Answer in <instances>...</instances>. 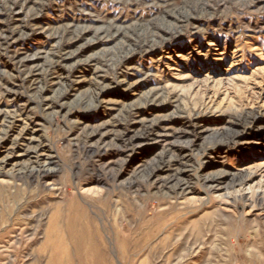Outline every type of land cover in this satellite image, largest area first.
Listing matches in <instances>:
<instances>
[{"label": "rangeland", "instance_id": "obj_1", "mask_svg": "<svg viewBox=\"0 0 264 264\" xmlns=\"http://www.w3.org/2000/svg\"><path fill=\"white\" fill-rule=\"evenodd\" d=\"M7 4L0 0V31L17 20L27 22L29 34L10 49L19 55L25 48L48 51L54 45V38H37L36 20L60 26L121 15L129 41L139 45L146 39L151 46L157 35L159 43L148 52L133 46L134 59L120 65L119 58L125 63L127 55L118 38L104 54L102 47L92 52L99 51L95 67L89 69L92 64L81 58V70L72 68L59 85L50 87L51 77L41 70L37 89L17 62L0 57L2 88L18 92L17 101L30 111V126L37 124L44 137L27 141L21 134L13 144L8 138L18 118L4 127L0 123V159L16 157L12 148L31 149L15 168L8 162L0 168L10 174L0 173V264H264V0H32V9H25L31 10L28 17L23 13L21 19L8 12ZM32 60L41 62L42 55ZM126 67L130 80L118 84L116 75ZM142 69L151 72L139 79ZM83 73L87 79L77 80ZM103 80L114 103L96 104L85 94ZM132 81L137 84L128 87ZM173 81L170 98L163 95L160 107L145 106L142 92L148 86ZM39 88H45L42 96ZM47 95L53 107L46 108ZM150 109L160 111L151 114ZM153 119L158 121L154 127L167 128L164 135H148L156 134L149 131ZM205 126L208 130L200 131ZM127 135L141 145H129ZM45 138L60 163L47 162ZM201 164V174L212 175L208 186L220 182L218 189L194 178ZM162 165L158 179L150 177ZM177 178L196 192L175 195Z\"/></svg>", "mask_w": 264, "mask_h": 264}, {"label": "bare ground", "instance_id": "obj_2", "mask_svg": "<svg viewBox=\"0 0 264 264\" xmlns=\"http://www.w3.org/2000/svg\"><path fill=\"white\" fill-rule=\"evenodd\" d=\"M8 2V4H10L7 8H8V12L13 14V16L15 15L17 19H19L23 13H25L26 15V18L28 17V12L31 11V10H28V12H25V9L32 6V0H6ZM122 1V0H120ZM140 1V0H138ZM5 2V1H4ZM130 2V1H129ZM122 3V2H120ZM143 3V2H142ZM144 3L146 5H154V1L153 2H147V1H144ZM7 4V5H8ZM203 6V5H202ZM6 8V9H7ZM1 10V9H0ZM84 12H88L90 14V16H92L93 12H90L86 9H83ZM85 14V13H84ZM158 17V16H157ZM163 17V16H162ZM179 17V16H178ZM21 19V18H20ZM24 19V18H22ZM29 19V18H28ZM27 19V20H28ZM121 19H123V17L121 15H108V16H97V18H95L94 20H92L91 22L87 23L86 24V21H81L83 22V24H80L79 21H73V22H70L68 23V25H60V26H53V25H50V24H47V25H41V23L39 21L36 20V23L34 25H36L38 28V34H37V38L38 39H45V41L47 42L46 39L48 38H54L55 39V42H54V45H51V49L47 51V49L45 47H35V48H25V50H23V53L19 55L18 51L16 49L14 50H10V49H13L12 46H14V43L21 37L25 36L26 34H29L27 33L28 30H27V27H26V24L27 22H25L26 20L24 19V24H23V21H19L17 20V22H15V24L13 25V27L7 29V30H2L0 31V57L3 56V54L7 55L8 59L12 60L13 62H17L18 66L19 67H22L25 74H26V78H29L31 80V85L30 87L34 89H37V87H34L36 86V84L38 83L37 82V78L42 71L46 72L50 77V87H53L55 85H59V80H68V78L70 77V73L72 71V68H77L78 71L81 70V67L79 66V63H78V60H82L81 58L85 59V61L88 63V64H92V65H89L88 68L90 69V66H96L99 62H98V56L96 53H98L99 51H96L95 54H93L92 52L97 50L99 47H102L104 50H101L100 52L101 53H105V49L106 47L108 46V44H110L111 41H114V40H117L118 38L119 39H122V41L120 42L121 44V50H123V52L127 55L126 57V61L125 63H123V59L124 57H120L119 60L120 61V65L122 64H125V65H128V62L131 61L132 59H134V56H133V53L131 51L132 47L134 46L135 47V50H137V48L140 47V49L142 48L143 51H149V49H151L152 47H154L156 41L158 42V39L156 40V36L155 39L151 40L152 43H151V46H148V41L145 39L143 43L141 44H134V42H131L129 41V39L127 38V33H129V29L125 28L122 24V21ZM127 23V22H126ZM141 25V24H140ZM132 26V25H131ZM137 26V25H136ZM147 26V25H146ZM139 28V27H138ZM3 29V28H2ZM158 30V29H157ZM171 30V29H170ZM174 31V30H173ZM175 32V31H174ZM143 33V32H142ZM161 34V33H160ZM168 34V33H167ZM153 36V35H152ZM166 35H161V38L164 37ZM146 37V36H145ZM151 37V36H150ZM25 39V38H24ZM166 39V37L164 38ZM26 40V39H25ZM120 41V40H118ZM82 42H85L84 44ZM216 42L217 40H212L210 42V45H213V46H216ZM82 43V44H81ZM159 43V42H158ZM148 44V45H147ZM197 46L199 45H194L193 49H196ZM2 47H5L4 50H2ZM133 47V48H134ZM127 48H129L127 50ZM54 49H59L61 50L62 52L58 51L59 55L56 56L57 54L53 51ZM112 50V49H111ZM3 51V53L1 52ZM54 53H53V52ZM139 51V50H138ZM32 53V54H31ZM53 53V54H52ZM100 53V54H101ZM150 53V52H149ZM237 53V52H236ZM31 54V55H29ZM52 54V56L50 57V55ZM170 54V53H168ZM42 55V61L39 62V61H33L32 58H36V56H41ZM203 56H207V53L205 52L204 54H202ZM178 57H181L183 59H187L186 61H190L191 58H188V54H182V53H179L178 55H176ZM51 59V60H48V59ZM166 58H169L171 59L172 57H170L169 55H166ZM234 58V57H233ZM206 59V58H205ZM70 61H73L75 62L72 66L70 67L69 66V62ZM8 61H6V64H7ZM82 62V61H81ZM178 62V61H177ZM5 64V65H6ZM86 64V63H85ZM165 64H170V68L172 67L171 63H165ZM8 65V64H7ZM81 65V64H80ZM160 65V64H159ZM2 66V65H1ZM188 66V65H187ZM13 67V66H12ZM99 67V66H97ZM193 68V67H192ZM18 69V67H17ZM67 69H69V71H66ZM126 69H128L127 67L126 68H120L119 69V72L117 73L116 75V78L118 79L119 83L118 84H123V83H127V81H129L130 79L125 76V72ZM173 69V68H172ZM170 69V70H172ZM199 69V68H198ZM19 70V69H18ZM117 70V69H116ZM143 70V74L139 77V79L143 76H148L150 74V70H145V69H142ZM177 70V69H176ZM229 70V69H228ZM164 71V70H163ZM8 72V71H6ZM23 72V73H24ZM97 72V68H95V71L93 72V74H95ZM117 72V71H116ZM22 73V72H21ZM45 73V74H46ZM80 73V72H77V74ZM185 73V72H184ZM184 73L183 72H179L177 74V76L182 77L184 76ZM46 74V75H47ZM92 74V75H93ZM21 75V74H20ZM172 75V74H171ZM23 76V75H22ZM75 76V75H74ZM97 76V75H96ZM176 76V77H177ZM209 75L207 74L205 76V79L208 80ZM42 77V76H41ZM185 78V77H184ZM228 78V77H227ZM79 79H82V80H86V76L85 74L83 73V76H80L77 78V80ZM90 79V78H89ZM96 79V78H95ZM94 79V80H95ZM148 79V78H147ZM142 80V79H141ZM97 81V80H96ZM25 82V81H24ZM69 82V81H68ZM87 82V81H86ZM100 82V81H99ZM103 85H98V88H95L94 91H90V92H87L85 93L86 95L89 93L90 96L92 98L95 99L96 101V104H103V103H106V104H109V103H114V100L112 98H110L111 95H109L108 93V90H107V86L109 85V83L106 81V80H103L101 81ZM106 82L108 83V85L106 84ZM65 83V82H64ZM70 83V82H69ZM80 83V82H79ZM91 83V82H90ZM41 84V82H40ZM62 85V83H60ZM111 84V83H110ZM137 84L135 81H132V83H129L128 82V87H132L133 85ZM169 84L170 86L174 87L176 84L172 82H168L166 83L165 85H157L156 87H149L148 86V90H146L145 92H142V95L143 97L145 98V106L148 105V102L150 103H153V104H157L159 106V103H161L162 101H160L161 97H164L163 95H166L165 98H170V93L169 92ZM42 85V84H41ZM45 85V84H44ZM96 85V84H95ZM112 86V85H111ZM3 85L2 83H0V99L4 98L5 96L8 98V101H7V105H3V101H0L1 105L0 107H3V108H0V123L3 124V127L5 126V123L8 122L9 119H15V118H18V121H17V126H15L12 131H10V137L13 139H10V137L8 138V140H11L13 142V140L17 139L18 136H20L21 134H25L28 136L27 138V141H36L39 139V137H41V139L44 137L40 136L39 135V131L37 130L36 128V125L37 124H33L34 126L31 127L30 124L33 123L32 121V118L30 117V111L29 109L27 108V105L26 104H22V103H19L20 101H17V93H13V95H11L12 93L10 92V89H3L2 88ZM21 87V86H20ZM41 87V86H39ZM64 87V85H63ZM84 87V85H83ZM114 87V86H113ZM49 88V87H48ZM60 88V86H59ZM85 88V87H84ZM69 89V88H68ZM197 89V88H196ZM195 89V90H196ZM59 90V89H58ZM61 90V89H60ZM65 90V89H64ZM141 90V89H140ZM13 91V90H11ZM16 91V90H14ZM52 91V90H51ZM126 91V90H125ZM38 94L41 95L43 94V92H45V88H39L38 90ZM59 92V91H58ZM70 92V91H69ZM72 92V91H71ZM64 93V92H63ZM82 93V92H81ZM20 94V93H19ZM37 94V93H36ZM37 94V95H38ZM46 94V93H45ZM53 94V93H52ZM55 95V94H54ZM60 95V93H59ZM76 95V94H75ZM109 95V96H108ZM13 96V97H12ZM42 96V95H41ZM40 96V97H41ZM48 96V95H47ZM46 96V97H47ZM81 96V95H80ZM79 96V97H80ZM188 96V95H187ZM5 97V98H6ZM63 97V96H62ZM77 97V95H76ZM90 97V98H91ZM122 97V95H121ZM142 97V96H141ZM192 97V96H191ZM84 98V97H83ZM137 98V97H136ZM173 98H175L174 100L176 102H179L181 103L182 102V97L178 94H175L173 96ZM27 99V98H26ZM50 95L46 98V102L45 105H46V108L48 107H53L54 103H49L50 102ZM66 99V98H65ZM121 99V98H120ZM202 99V98H201ZM53 100V99H52ZM77 100V99H76ZM54 101V100H53ZM65 101V100H64ZM169 101V99H168ZM199 101V100H198ZM10 102L12 103V106H9L10 105ZM92 102V101H91ZM94 102V101H93ZM206 102V101H205ZM27 103V102H26ZM67 103V101H66ZM95 103V102H94ZM43 104V103H42ZM72 104V103H71ZM93 104V103H92ZM95 104V105H96ZM44 105V104H43ZM59 105V103H58ZM65 106V102L63 104ZM150 105V104H149ZM162 105V104H161ZM36 106V105H35ZM64 106H61L60 109L63 110ZM155 106V105H154ZM13 108V109H10V108ZM55 107V106H54ZM85 107V106H84ZM92 107V106H91ZM136 107V106H135ZM160 107V106H159ZM198 107V106H197ZM32 108V106H31ZM45 108V107H44ZM45 108V109H46ZM147 108V107H146ZM205 109L208 110V105L207 103L204 104V107ZM211 108V107H210ZM43 109V108H42ZM70 109V108H69ZM86 109V108H85ZM44 110V109H43ZM57 110V109H56ZM68 110V109H67ZM135 110V109H134ZM151 110V114H155L156 112H159L158 110H153V109H150ZM198 110V109H197ZM204 110V109H203ZM50 111V110H49ZM69 111V110H68ZM59 112V111H58ZM206 113V112H205ZM57 114V113H56ZM64 114V113H63ZM137 114H140L137 112ZM103 115V114H102ZM41 116V115H40ZM199 115L195 116V119L198 117ZM85 117V116H84ZM155 118V117H154ZM166 118V117H165ZM143 119V118H141ZM160 119V118H159ZM167 119V118H166ZM194 119V120H195ZM205 119V118H204ZM155 120V119H153ZM173 120V119H171ZM192 120V119H191ZM198 120V119H197ZM14 121V120H13ZM38 121V120H37ZM103 121V120H102ZM109 121V120H108ZM107 121V122H108ZM156 123H152L150 125V132H153V131H156V134L155 135H151V133H149L148 135L150 136H162L164 135V133L167 131V128L165 127H162V128H159V127H154V125L158 124V121L155 120ZM204 122V120H202ZM15 122V121H14ZM144 122V121H143ZM196 125H198V121H195ZM105 123V122H104ZM192 123V122H191ZM194 123V122H193ZM172 124V123H171ZM1 125V124H0ZM40 125V124H39ZM44 126V125H43ZM98 128V127H97ZM146 129V128H145ZM193 130V129H192ZM208 130V127L205 126L203 128L200 129V131H207ZM4 131V130H3ZM196 132V131H195ZM6 133V131H5ZM97 133V131H93L92 133V137L95 136ZM178 133V132H177ZM8 134V132H7ZM143 134V133H142ZM105 135V133L102 134L101 137H103ZM135 135V134H133ZM138 135V134H137ZM127 136H130V137H125L126 138V141L129 143V145L131 146H140L141 145V142L140 141H136L134 136H131V135H127ZM178 137V136H177ZM180 137V136H179ZM24 140V139H23ZM16 141V140H15ZM38 142V141H37ZM43 142H46L48 144L46 145H43V151H48L50 154H48L45 158L48 161H52L53 160L57 161V162H61V159L58 157L57 155V152H56V149L53 145L50 144L49 140H47L45 138V141ZM137 142V143H136ZM218 142V141H217ZM13 144H15L13 142ZM30 144V143H29ZM12 146V145H11ZM165 146V145H164ZM163 146V147H164ZM190 146V145H189ZM28 147V146H27ZM39 146L35 147V148H38ZM41 147V146H40ZM34 148V149H35ZM45 148H48L47 150H45ZM9 148H6L5 150L8 151ZM24 149V148H23ZM23 149H18L17 151H14V149L12 148L13 152L17 153L16 157H14L13 159H9L8 160V155H5L2 159H0V168L1 169H4L5 167H7V162L8 163H11L13 164L14 168L15 166H17L19 164V162H21L24 158H27V157H30V150L27 151V150H23ZM39 150V149H38ZM162 150V149H161ZM164 150L163 149L160 153L163 154L164 153ZM34 151H37V150H34ZM152 151V150H151ZM12 153V152H11ZM14 153V154H15ZM148 153V152H147ZM45 154V153H44ZM43 154V155H44ZM184 154L187 155V152H184ZM46 155V154H45ZM171 156V155H170ZM178 156V155H177ZM11 157V155H10ZM34 157V156H33ZM37 157V156H36ZM180 157V156H179ZM33 159V158H32ZM41 159V158H40ZM180 159V158H179ZM28 160V159H27ZM28 162V161H27ZM31 162V161H30ZM29 162V163H30ZM159 162V161H158ZM169 162V161H168ZM198 162V161H197ZM171 164V163H170ZM45 165V164H44ZM47 165V164H46ZM203 164H201V167L199 168V170L196 171V173L194 174V178L195 179H201L203 178L205 181H206V186L207 188H210V189H218L219 185H220V182L219 183H210L209 186H208V179L212 176L210 175L209 173L208 174H201L200 171H202L203 169ZM264 165V163H263ZM23 166V165H22ZM170 166V165H169ZM262 166V165H261ZM45 167V166H44ZM162 167H164L163 165L161 167H158L156 169H154L151 174H150V177H153V178H157L158 179V171L157 169H161ZM166 167V166H165ZM11 169V168H10ZM166 169H169V168H166ZM207 169L204 168V171L205 172ZM105 171V170H104ZM181 171H179L178 173H180ZM1 173V176L3 175H10L8 172H4L3 170L0 171ZM49 173V171H48ZM100 173V172H99ZM177 173V177H178V174ZM49 175V174H48ZM240 175V174H239ZM191 176V175H189ZM262 176V175H261ZM214 177H216L214 175ZM237 177V176H236ZM176 178V177H175ZM217 178V177H216ZM97 179L100 181V180H103L100 175L97 176ZM155 179V180H157ZM219 179V178H217ZM175 180V179H174ZM183 181V179H182ZM182 181L180 180V178H177L176 179V184L174 186V188L176 189V194L175 195H185V194H188V193H194V188H191L189 186V183L184 182L183 184ZM174 182V183H175ZM204 182V181H203ZM239 182V181H238ZM261 182H264V179L261 180ZM201 183V182H200ZM223 183V181H222ZM163 184H167L166 182H164ZM170 185V184H169ZM170 188H171V185H170ZM173 189V188H172ZM179 190V191H177ZM196 192V191H195ZM264 195V193H263ZM199 196V195H198ZM188 197V196H187ZM193 197V196H192ZM197 197V196H196ZM257 197V196H256ZM262 199V198H261ZM264 200V196H263V199L262 201Z\"/></svg>", "mask_w": 264, "mask_h": 264}]
</instances>
